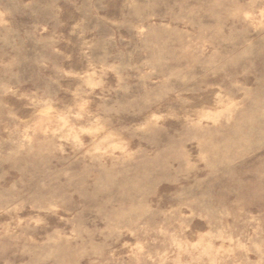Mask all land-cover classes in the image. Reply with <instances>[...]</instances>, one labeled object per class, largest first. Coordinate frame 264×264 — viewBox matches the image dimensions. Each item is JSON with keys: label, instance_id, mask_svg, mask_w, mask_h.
Returning <instances> with one entry per match:
<instances>
[{"label": "rangeland", "instance_id": "obj_1", "mask_svg": "<svg viewBox=\"0 0 264 264\" xmlns=\"http://www.w3.org/2000/svg\"><path fill=\"white\" fill-rule=\"evenodd\" d=\"M0 264H264V0H0Z\"/></svg>", "mask_w": 264, "mask_h": 264}]
</instances>
